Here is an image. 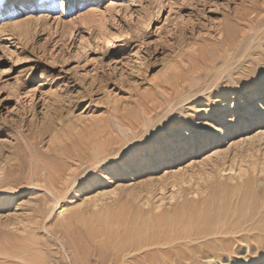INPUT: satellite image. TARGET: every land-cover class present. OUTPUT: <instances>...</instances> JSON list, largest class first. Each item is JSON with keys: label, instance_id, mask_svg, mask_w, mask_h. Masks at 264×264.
<instances>
[{"label": "rangeland", "instance_id": "rangeland-1", "mask_svg": "<svg viewBox=\"0 0 264 264\" xmlns=\"http://www.w3.org/2000/svg\"><path fill=\"white\" fill-rule=\"evenodd\" d=\"M263 67L264 0H0V264H170L158 263L159 250L175 239L193 253L182 246L191 258L173 264H264V228H251L264 226V90L237 88L238 77ZM223 88L237 91L217 112ZM176 101L169 128L180 131L166 141L130 147L86 175L69 157L84 154L98 125L105 138L125 139L132 134L119 122L151 125ZM206 102V115L197 112ZM34 171L66 190L63 198L54 202ZM226 186L244 203L223 228H241L227 237L243 233L250 247H206L217 234L178 239L177 230L220 227L212 212L190 222L183 205L200 212V201ZM116 217L141 227L130 263H102L88 235Z\"/></svg>", "mask_w": 264, "mask_h": 264}, {"label": "bare ground", "instance_id": "bare-ground-1", "mask_svg": "<svg viewBox=\"0 0 264 264\" xmlns=\"http://www.w3.org/2000/svg\"><path fill=\"white\" fill-rule=\"evenodd\" d=\"M95 1L96 0H90V3L92 4ZM233 56H234V53H233ZM223 66H229V63L225 62V65H223ZM234 66H236V64ZM220 68H221V66H220ZM232 68H233V66H232ZM253 72L251 73V75L249 74L248 77H238L237 78V88H239V86L248 85L249 88L254 89L251 91L252 96H258L259 93L262 92V90H264V88H262L264 85V74L261 75L260 74L261 72H259V73L255 72V71H253ZM214 86H216V85H214ZM215 88H218V86ZM237 88L235 90L234 89L231 90L230 88H223L221 90V92H219L220 90L217 91L218 100H215V101L219 102V105H218V109L215 111L218 112V111L222 110V108L226 107L223 98H226L227 96L230 95V93H228V92H233L235 94L237 91ZM191 94L192 95H198L199 89L198 90L195 89L193 91L190 90L188 92V94L180 95L177 98L184 101L186 99V97L190 98L192 96ZM234 96L235 95H232V97H234ZM209 97H210V95H209ZM249 97H250V95H249ZM232 99L234 100V98H232ZM180 101L178 103H177V101L174 103L171 102L168 105H166V107L161 108L162 111H157L158 113L160 112V114L157 115L153 119V122L151 123V125H149V124L138 125L137 124L134 126V124H132L131 122H128V125H124L122 122H119V127L121 129L129 130L130 133L132 134V135H129V137H125V139L119 140V139L113 138L112 136H109V135L105 138L104 136L106 135L107 132L106 131H103V133H100V132H101V130H104L106 128V126L98 125L97 127H99L98 130H100V132H99V134H97L96 137H94V140L87 141L86 146L84 147V150H83L84 154H80L78 152V153H75L74 155H70L69 157L71 158V160L78 161V164H77L78 170H79V168H81V170H82L81 172L83 173V175H86V173L90 169L91 170H97L98 167L100 166V164L108 163V161H110V160L116 158L117 156H119L120 154L128 151V149L130 147H134L136 145L137 146L138 145H146V144H150V143L158 145L160 142L166 141V139H167L166 134L167 133L180 131V130H170V128H169L170 126L172 128L176 127V120L174 119V114L178 110L177 109L178 104L179 105L181 104ZM193 106H191V108H189V110L194 111ZM146 107H147L146 105H143V108H142L143 113H145ZM208 107H209V104H208V102H206L204 105L197 106L196 111L197 112H203L206 115V113L209 111ZM205 124H207V123H205ZM107 128H108L107 131L109 132L108 134H111L112 133L111 128L110 127H107ZM102 138H104V139H102ZM200 142H201L200 146L206 148L207 146H209L212 143V140L210 139V141H207L204 138ZM125 145H128V147L127 146L124 147ZM194 145L197 146V144H194ZM181 151H184V147L181 148ZM129 153L130 152H127L125 155H127ZM145 158H144V160H147ZM137 164H139V162H137ZM187 165H188V163H187ZM0 173L3 174L2 171H0ZM33 181H37V183L38 182H40V183L44 182L42 184V186L46 188V191H48V195L49 194L51 195L54 202H57L58 200L62 199L64 196V193L66 192V190L64 191L62 187H58L52 178H47L45 180L43 178L42 174H39L38 172H35V171H34ZM16 184H17L16 180L6 179V181L4 183V186H6V188H4V189L15 191L17 188ZM45 198L48 199V197H45ZM242 203H244V196L236 188L228 187V186H226L225 188H220V189H214L213 188L210 191V194H208L207 197L203 198L200 201V207H199L201 209L200 212H197L194 209V206L191 204L183 205V209L190 212L191 215L189 216V218H190L189 221L192 223H202L203 224L206 221L208 222L209 221L208 215H212L209 212H212L213 213L212 224L218 222L220 224V227H218V225H219L218 224L217 225L218 228L214 231L213 230L212 231L211 230H205V229L200 230L198 227H193L192 230L191 229L189 230L190 232L177 230V231H175V236H177L178 239L187 238V237L192 239V237H196L200 233H204V236L217 234V235H219V237L215 238L214 240H211L208 238L205 240L204 244L206 245V247L207 246L208 247L209 246L210 247L216 246L217 243L218 244L220 243L221 246L233 245L234 246L233 248H235V250L242 249V248H248V247H250L249 241L246 240V237L244 236L243 233L240 236H238L239 238L227 237V235H231L232 233L241 232L242 231L241 228H239L238 230L236 228H232V227H228V230L223 228L226 220H228V219L230 220L235 214V212H230L231 208H233V207L236 208L237 207L236 204H242ZM55 204H57V203H55ZM50 205H51V203H50ZM150 216H149V219H152V217H150ZM162 218H164V217H160L158 220L162 221L163 220ZM258 218H260V217H258ZM117 220L118 219L116 217V218H113L110 222L109 221L101 222V224L99 223V225L96 226L95 229L88 230V235H92V236L96 235V236H94V247L93 248H94V250H96V252H99L101 255H103L101 258L102 263H106V262L117 263L119 260H121V261L123 260L122 261L123 263H130L133 260L137 259V257H135L134 255H130V251H128L127 249H128V247L129 248L134 247L135 244L137 243V240L132 238V236L138 235V233H140V231H141V227H137V226L133 225L134 223H130V225H127V227H126V223H124L123 221L118 222ZM262 220L264 223L263 217H262ZM177 221H178V217L174 216V217L165 219L164 223L174 224ZM251 228H252V231H261L264 228V226L253 225ZM248 230L249 229H247V231ZM221 235H223V237ZM97 237H99V239L95 241V238H97ZM175 241H176V243L174 245H172L171 247L168 246L169 248H167V249L163 247L164 249L159 250L161 255H163L164 257H162V259L158 263L173 264V263H176L177 258H178V260H181V259H184V260L189 259L190 260L191 257L190 256L187 257L184 253L185 250H182L181 247L183 246L185 249L187 248L189 250L188 253H190V254L193 253V247H189L187 245H182L180 243L181 240L179 242H177V240L175 239ZM189 241H193V240H189ZM85 247H87V243H86ZM160 248H161V246H160ZM86 249H88V247ZM89 249H90V247H89ZM125 250H127V251H125ZM88 252H90V251H88ZM125 252H126V254H129V255L127 256L128 258L124 260L122 257L124 256ZM155 252H158V249H156V247H155V249H153L151 251L144 252L143 255L147 256V255L153 254ZM173 255L175 256V258L171 257ZM180 256H181V258H180ZM208 262H209V264H215V263H211V262H214V259H211ZM92 263H93V261H92ZM177 264H185V263H177ZM192 264H199V263H192ZM236 264H245V263H236Z\"/></svg>", "mask_w": 264, "mask_h": 264}]
</instances>
